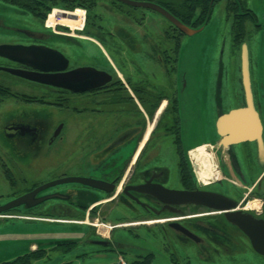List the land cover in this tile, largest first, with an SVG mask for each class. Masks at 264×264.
<instances>
[{
	"label": "flooded vegetation",
	"instance_id": "flooded-vegetation-1",
	"mask_svg": "<svg viewBox=\"0 0 264 264\" xmlns=\"http://www.w3.org/2000/svg\"><path fill=\"white\" fill-rule=\"evenodd\" d=\"M225 8L261 26L247 0ZM153 11L0 0V206L33 193L0 222L34 232L2 234L0 264H264V53L253 65L249 44L259 139L217 146V94L234 99L224 112L245 106L242 78L228 64L205 82L180 69L185 33L171 21L153 30ZM143 184L236 206L168 202ZM256 227L255 245L245 228Z\"/></svg>",
	"mask_w": 264,
	"mask_h": 264
},
{
	"label": "rangeland",
	"instance_id": "rangeland-1",
	"mask_svg": "<svg viewBox=\"0 0 264 264\" xmlns=\"http://www.w3.org/2000/svg\"><path fill=\"white\" fill-rule=\"evenodd\" d=\"M225 1L219 2L212 13L210 21L204 26V28L197 32L194 35L185 34L183 37V52H182V63H180V69L191 72L196 71L197 80L200 81H208L209 76L217 75L220 71H227L226 65L228 64L229 69L233 72L237 79L240 81L241 73H240V62H241V49L242 44L246 42L248 44V50L250 55V47L253 57V65L256 64L257 58L260 54L264 53V0H247L249 7L253 8L255 12L258 14L259 21L261 26L255 30V26L252 23H245V37L244 41H241L239 49L235 50L234 42H232L233 34L232 27L234 24L233 13H231L230 18H227V11L225 8ZM232 1V0H231ZM52 12L48 14V20L50 18ZM105 16L111 17V14H106ZM152 29L154 30L156 27L159 30H162L166 25H158V24H170L168 19H165L162 14L159 12H152ZM169 27V26H168ZM158 30V31H159ZM164 34V32H163ZM155 36H160L159 32H155ZM226 41V46L223 54V66H219V58L223 51V41ZM255 52V53H254ZM183 67V68H182ZM217 77V76H216ZM239 86V82L237 83ZM224 89H228L226 86ZM226 93V90L224 91ZM221 94H217V109L218 115L223 112L224 104L226 105L228 102L234 101V99L230 98L228 94L224 96V102ZM217 115V116H218ZM212 160V159H211ZM202 163V162H201ZM202 165V164H201ZM215 168V165L212 166ZM217 169V168H215ZM205 170V169H203ZM218 174V173H217ZM216 175V174H215ZM220 178L221 176H217ZM1 185V184H0ZM2 190H0L1 193ZM19 223H11L8 224L5 222H0V238L2 234L8 233L10 238L16 237V233L20 230L27 231L30 229L32 234V228L22 227L21 225H17ZM26 236V234H22ZM2 243L0 242V247ZM0 251V255L5 252L9 254L8 248ZM2 248V249H3ZM13 256L10 255L7 258H11ZM122 259V258H121ZM124 260V259H123ZM125 261V260H124Z\"/></svg>",
	"mask_w": 264,
	"mask_h": 264
},
{
	"label": "water",
	"instance_id": "water-1",
	"mask_svg": "<svg viewBox=\"0 0 264 264\" xmlns=\"http://www.w3.org/2000/svg\"><path fill=\"white\" fill-rule=\"evenodd\" d=\"M130 5L148 6L152 9L158 11L164 15L169 21H171L175 26L181 29L187 35H194L201 31L204 26L195 28L185 22H183L179 17L173 14L165 6L153 2V1H138V0H121ZM180 63H182V54L180 58ZM183 68V67H182ZM184 71V70H183ZM186 72V71H185ZM240 73L242 78V84L244 88V96L246 105L239 108H233L229 112H221L217 118V128L218 133L221 138L217 143V146L229 145L231 143L240 142L244 139H259L260 135V123L257 110L255 109L253 91L251 86V72H250V56L248 50V44L244 42L241 49V62H240ZM190 74V73H188ZM31 78H37L39 80L43 79L38 75H30ZM45 80V79H43ZM48 80V79H47ZM139 187L149 188L154 190V192L161 197L163 200L168 202H177L183 204H196L201 206H209L218 209H228L235 207L236 202L231 198L227 197L223 193L208 191L203 189H180V190H170L162 186H155L150 184H143ZM33 193L25 194L9 202L4 206H0V211L16 206L24 201H27ZM229 216L236 215L237 211L226 212ZM235 222L242 225L241 220L232 219ZM245 230L251 235L254 244L256 245V240L258 239V228Z\"/></svg>",
	"mask_w": 264,
	"mask_h": 264
},
{
	"label": "trees",
	"instance_id": "trees-1",
	"mask_svg": "<svg viewBox=\"0 0 264 264\" xmlns=\"http://www.w3.org/2000/svg\"><path fill=\"white\" fill-rule=\"evenodd\" d=\"M217 1L219 0H181L179 3L173 2L165 5L166 8L179 17L183 22L189 25L199 26L202 22L204 23L207 16L211 15V8H213L212 6ZM231 10V12H233L234 20L232 27V42H234L235 50H237V48L239 49L240 47L241 41L246 39L245 23L248 22V20L247 18L242 17V14H240L236 8H232ZM221 63L223 66V61Z\"/></svg>",
	"mask_w": 264,
	"mask_h": 264
}]
</instances>
